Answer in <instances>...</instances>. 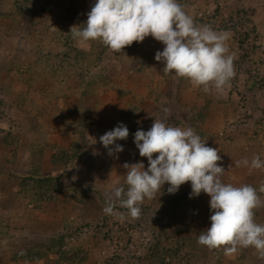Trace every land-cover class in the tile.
<instances>
[{
    "label": "rangeland",
    "instance_id": "1",
    "mask_svg": "<svg viewBox=\"0 0 264 264\" xmlns=\"http://www.w3.org/2000/svg\"><path fill=\"white\" fill-rule=\"evenodd\" d=\"M94 3L0 0V137L8 129L22 135L17 148L0 151V264H264L251 247L226 256L197 243L212 213L203 192L174 200L190 194V182L175 194L166 183L140 205L138 219L119 205L106 215V195L127 189L122 165L142 162L147 170L148 161L134 135L116 142L124 149L118 159L99 142L118 123L147 131L168 108V124L191 127L218 149L217 163L232 177L224 183L258 190L264 169L235 162L254 155L264 161V0H178L196 25L227 37L234 58L230 83L208 92L164 75L154 58L164 45L151 36L118 54L98 41H75L70 28L87 20ZM255 222L264 224V206ZM61 236L65 250H83L87 261L49 251ZM158 249L162 263L151 260ZM21 253L34 261L17 260Z\"/></svg>",
    "mask_w": 264,
    "mask_h": 264
},
{
    "label": "clouds",
    "instance_id": "2",
    "mask_svg": "<svg viewBox=\"0 0 264 264\" xmlns=\"http://www.w3.org/2000/svg\"><path fill=\"white\" fill-rule=\"evenodd\" d=\"M81 25L70 28L75 41H98L117 54L151 36L164 45L154 57L164 65L162 73H174L205 92L223 90L235 76L234 58L227 54V37L209 25H196L178 0H95ZM163 111V120L155 119L149 130L134 133L140 157L147 158V170L142 162L124 163L127 189L116 187L107 194L103 212L115 215L119 205L138 219L140 205L153 199L166 183L168 194H175L190 182L189 198L207 194L212 213L211 226L200 232L197 243L210 251L223 250L226 256L251 247L264 259V224L255 222V210L264 206L258 195L264 193V183L258 190L247 184L237 187L224 183L225 169L217 163L221 160L218 149L206 146L191 127L168 124L169 109ZM128 136L127 126L118 123L100 136L99 142L109 156L118 159L124 149L116 142ZM235 166L259 170L264 169V161L254 155L251 161H236Z\"/></svg>",
    "mask_w": 264,
    "mask_h": 264
},
{
    "label": "trees",
    "instance_id": "3",
    "mask_svg": "<svg viewBox=\"0 0 264 264\" xmlns=\"http://www.w3.org/2000/svg\"><path fill=\"white\" fill-rule=\"evenodd\" d=\"M1 16V14H0ZM1 18V17H0ZM227 30H229L228 26L225 27ZM232 30V29H231ZM1 31V29H0ZM241 43V42H240ZM0 44H3V41L0 40ZM242 44V43H241ZM6 76H9L10 74V69L7 68L6 66ZM137 129H139V127L137 126L136 127ZM129 135H134L135 131H132V130H129ZM3 137L6 139V142L8 144H12V145H18V141H19V137L14 133L13 130L11 129H8V131L4 132L3 133ZM1 138V137H0ZM16 140V141H15ZM59 159V156L56 157V162L58 161ZM55 162V161H54ZM32 178H30L29 180H31ZM38 180H36V183L37 184H40L42 185L43 182H46V180H41V178H37ZM189 197V194L188 193H185V194H182L180 196H176L174 197V200H179L181 198H188ZM66 237L65 236H61L60 239L57 241L55 239H52L50 240V243L48 244V250L49 251H52V249L54 248H57L56 250V253L58 254L60 260H64V259H67L66 261H75L76 259L79 260V261H87L88 259V255L86 252H84L82 250L81 254L78 253L79 250L77 252H74L72 250H65V244H66ZM54 251V250H53ZM83 253H86L83 255ZM70 256V257H69ZM31 258L28 257V254H24V253H21V254H17L16 255V258L17 260H21V259H27L28 261H34V258L32 256H30ZM82 257V258H80ZM38 258V257H36ZM42 257H40L41 259ZM151 260L155 263H162L165 258H162L159 256V249L157 251H155L152 255V258Z\"/></svg>",
    "mask_w": 264,
    "mask_h": 264
},
{
    "label": "crops",
    "instance_id": "4",
    "mask_svg": "<svg viewBox=\"0 0 264 264\" xmlns=\"http://www.w3.org/2000/svg\"><path fill=\"white\" fill-rule=\"evenodd\" d=\"M5 131H7V130H5ZM17 135V134H16ZM22 135H20V137H21ZM37 144L38 143H36V146L34 147L33 146V151L36 149V148H38V146H37ZM19 145V144H18ZM18 145H12V144H8L7 142H6V139L2 136L1 137V139H0V151L2 152V151H4L5 150V147L6 148H8V146H10V148H12V146H15L16 148L18 147ZM9 148V149H10ZM8 149V150H9ZM8 150L5 152V154L8 152ZM11 152H13V150H11ZM239 160V159H238ZM254 171V170H253ZM252 172V171H251ZM230 178H232V177H230V175H227L226 173H224V175H223V177H222V180H223V182H225V181H230ZM247 177L246 176H243L242 177V179H246ZM263 201H264V198H263ZM17 219L19 220V221H21V219L20 218H18V215H17ZM52 228V227H51ZM18 264H21V262H19Z\"/></svg>",
    "mask_w": 264,
    "mask_h": 264
}]
</instances>
